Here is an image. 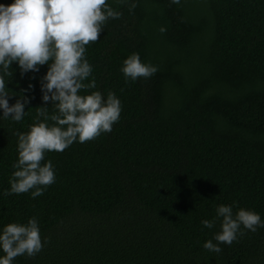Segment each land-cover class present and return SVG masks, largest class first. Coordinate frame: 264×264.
Segmentation results:
<instances>
[{
    "label": "trees",
    "instance_id": "1",
    "mask_svg": "<svg viewBox=\"0 0 264 264\" xmlns=\"http://www.w3.org/2000/svg\"><path fill=\"white\" fill-rule=\"evenodd\" d=\"M107 2L121 15L85 46L84 82L96 88L80 91L114 92L120 118L111 132L46 151L55 181L37 197L5 190L16 133L42 105L55 111L41 99L47 64L21 74L12 62L5 77L9 103L29 102L20 121L0 118V226L34 216L47 240L12 264H264V227L211 252L202 245L219 220L201 224L221 203L264 219V0ZM132 52L157 71L126 82Z\"/></svg>",
    "mask_w": 264,
    "mask_h": 264
},
{
    "label": "clouds",
    "instance_id": "2",
    "mask_svg": "<svg viewBox=\"0 0 264 264\" xmlns=\"http://www.w3.org/2000/svg\"><path fill=\"white\" fill-rule=\"evenodd\" d=\"M171 2L179 4L180 0ZM120 15L107 0L0 2V118L20 121L29 102V97L22 94L9 103L12 94L7 90L5 77L12 76L9 71L12 62H16L21 74L36 72L40 65L47 64L40 77L41 99L51 100L55 108L51 114L46 104L37 108L27 131L16 133L17 159L12 164L10 187L5 195L22 192H29L32 197L41 195L55 181L54 165L45 159L46 151H63L74 141L83 143L111 132L119 120L121 101L114 92L109 90L104 95L99 90L83 93L80 90L96 88L94 78L84 82L92 71L85 57V46L98 40L107 20ZM160 30L164 31L163 27ZM120 71L127 82L147 78L157 67L141 61L139 54L132 52L123 59ZM217 220L219 230L202 245L211 252H220L222 243L231 244L242 229L254 232L257 227H264V219L258 212L245 207L233 211L232 205L223 203L215 206L212 219H202L201 224L211 229ZM46 242V238L42 241L34 216L26 222L6 223L0 226L3 253L0 264H12L18 255L35 256Z\"/></svg>",
    "mask_w": 264,
    "mask_h": 264
}]
</instances>
